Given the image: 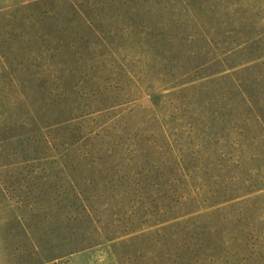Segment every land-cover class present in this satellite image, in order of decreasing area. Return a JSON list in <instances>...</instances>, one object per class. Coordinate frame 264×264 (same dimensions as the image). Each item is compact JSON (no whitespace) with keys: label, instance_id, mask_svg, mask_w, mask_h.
Returning <instances> with one entry per match:
<instances>
[{"label":"rangeland","instance_id":"374dc122","mask_svg":"<svg viewBox=\"0 0 264 264\" xmlns=\"http://www.w3.org/2000/svg\"><path fill=\"white\" fill-rule=\"evenodd\" d=\"M205 33L181 0H0V264H264V55ZM40 110L77 115L54 152Z\"/></svg>","mask_w":264,"mask_h":264},{"label":"trees","instance_id":"16d2710c","mask_svg":"<svg viewBox=\"0 0 264 264\" xmlns=\"http://www.w3.org/2000/svg\"><path fill=\"white\" fill-rule=\"evenodd\" d=\"M185 6V9L188 10V12L193 14V16L199 21L201 26L205 29V34L210 39L211 43H214L215 48L217 49H223L224 46L220 43L226 42V37L233 34V32H236L238 30L242 31L240 33V36H242V41L236 45H234V49L238 47H248L250 45H255L256 47L253 49L259 50L260 54L264 55V16L256 15L252 13L251 10V1L250 0H181ZM264 1V0H263ZM224 6V11L222 12L223 17H226V19H222V21H216L214 17V13L218 12L219 7L218 6ZM209 18V23H206V19ZM229 19L233 22L235 21V27L232 29H228L227 27L230 25L228 22ZM218 24L220 28H224L226 33L229 35H223L219 36V33L217 35H214V29L215 25ZM209 26V27H208ZM218 29V28H216ZM227 29V30H226ZM246 34V35H245ZM213 45V46H214ZM233 47L226 51L223 55V58L226 60L230 52H232ZM221 54V53H220ZM224 61V60H223ZM253 111V110H252ZM248 115V114H247ZM67 116H55L54 114L48 113V111L40 110L37 112L36 118L39 123V126L41 128L40 131V139L43 143V150L44 152H54L56 148V143L54 142V138L51 136L50 131H46L48 128H51L53 126L59 127V125L66 121H74L76 119L75 116L70 114ZM72 116V117H71ZM248 117V116H247ZM256 121L261 123V116L255 115ZM66 118V119H64ZM248 117L247 119H249ZM76 141H73L70 139L69 144H73ZM236 145V143H234ZM244 180L238 179L234 180L233 188L240 189ZM247 184H249L248 181H246ZM173 189H171L170 194L172 193ZM173 195V193H172ZM178 216L171 214L169 216L170 220L176 219Z\"/></svg>","mask_w":264,"mask_h":264},{"label":"built area","instance_id":"2783aa9c","mask_svg":"<svg viewBox=\"0 0 264 264\" xmlns=\"http://www.w3.org/2000/svg\"><path fill=\"white\" fill-rule=\"evenodd\" d=\"M59 264H64V263H59Z\"/></svg>","mask_w":264,"mask_h":264}]
</instances>
